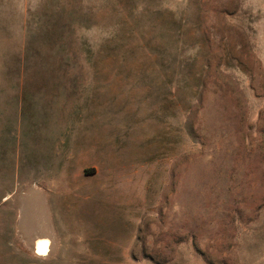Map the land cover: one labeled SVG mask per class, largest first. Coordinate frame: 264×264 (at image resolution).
I'll return each instance as SVG.
<instances>
[{"label":"rangeland","instance_id":"obj_1","mask_svg":"<svg viewBox=\"0 0 264 264\" xmlns=\"http://www.w3.org/2000/svg\"><path fill=\"white\" fill-rule=\"evenodd\" d=\"M5 186L0 264H264V0H0Z\"/></svg>","mask_w":264,"mask_h":264},{"label":"crops","instance_id":"obj_2","mask_svg":"<svg viewBox=\"0 0 264 264\" xmlns=\"http://www.w3.org/2000/svg\"><path fill=\"white\" fill-rule=\"evenodd\" d=\"M7 189L8 186H5V188L3 189V194H0V220L3 221L8 227L10 225V227L13 228V231L11 232V236H10L11 239L9 240L8 239L9 237H7V239L5 240L7 245L5 253L7 258L9 257L14 258V245L16 241V239H14L15 238L14 235H18L17 238L21 243L24 242L27 245H33V247L35 246L36 241L39 239H47V240L50 239L45 236H34L28 241H26L23 235L17 232V229L14 228V224L16 225L15 222H17V211L19 210V208H15V204H12L11 206L7 205V201L9 200V196H10L7 192H5V190ZM35 189H37V187Z\"/></svg>","mask_w":264,"mask_h":264},{"label":"bare ground","instance_id":"obj_3","mask_svg":"<svg viewBox=\"0 0 264 264\" xmlns=\"http://www.w3.org/2000/svg\"><path fill=\"white\" fill-rule=\"evenodd\" d=\"M35 247L40 255H45L49 248V241L46 239L37 240Z\"/></svg>","mask_w":264,"mask_h":264}]
</instances>
